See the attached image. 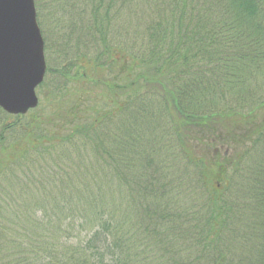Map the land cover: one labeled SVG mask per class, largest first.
<instances>
[{"label":"trees","instance_id":"obj_1","mask_svg":"<svg viewBox=\"0 0 264 264\" xmlns=\"http://www.w3.org/2000/svg\"><path fill=\"white\" fill-rule=\"evenodd\" d=\"M86 1L53 101L0 109V264H264V0Z\"/></svg>","mask_w":264,"mask_h":264},{"label":"rangeland","instance_id":"obj_2","mask_svg":"<svg viewBox=\"0 0 264 264\" xmlns=\"http://www.w3.org/2000/svg\"><path fill=\"white\" fill-rule=\"evenodd\" d=\"M40 1V22L42 23V29L44 31V37H45V60H46V64H47V69L49 68L51 71L56 69V68H62L64 66V60L66 57H69V54H71L73 52V49L75 48V40L77 37L76 34V29H73L74 26L76 25H87L88 21H86V19H89L91 17V6L87 3L86 0H39ZM79 18H82V20H80ZM131 18V17H130ZM100 23V21H99ZM145 23V22H144ZM144 23L142 25H140L136 20H133V23H131V28H130V23L126 25V27H124L121 25L120 28H117V24L115 22V28L111 29V33L109 34V40L113 42H118V45H122L124 46L125 51L128 50H133L134 49V45L132 44L131 41H138L140 36H141V32H144V29L142 28ZM101 27V25H100ZM102 28V27H101ZM143 29V30H142ZM127 43V45L124 44ZM135 50V49H134ZM124 51V52H125ZM69 52V53H68ZM126 60H130L131 57H128V55L125 54ZM58 78L57 77H51V79L48 81V83H46V85H43V88L39 91L37 89V96L39 98V102L40 100H42V94L44 95L43 98V103L41 106H37V108H34L33 110L29 111L27 114H29L30 112L34 113L36 112L35 110H38V112L40 111L39 109L43 108H47L46 107V103H47V98L48 100H50V102L53 101V99L56 97V89L54 88L55 86H58ZM45 84V83H44ZM40 92V93H39ZM41 95V96H40ZM25 114V115H27ZM24 116V115H23ZM22 118V117H21ZM20 118V119H21ZM13 121V119H10V122ZM26 121V120H25ZM207 130V129H205ZM221 135H223L225 137V133H222ZM3 148V147H2ZM0 148V153L1 149ZM3 155V154H2ZM179 164H175L174 168H180L183 167L187 162L184 161V159H179ZM177 172H183L182 169L180 170H175ZM13 173V172H12ZM15 175V174H13ZM187 175L184 174H178L176 175L174 172H172V178H174L173 180H171L172 183H176L177 179H185L184 177H186ZM25 177L18 175L17 178L16 176L12 177V181L14 182V189H16V187H22L24 189L27 188L26 186V182H25ZM176 179V180H175ZM1 180V178H0ZM187 179L183 180L184 182H186ZM178 183V182H177ZM182 183V182H181ZM220 189V188H219ZM33 194H35V191H32ZM31 194V193H30ZM29 194V195H30ZM194 194H192L191 191H184V193L179 194V198L176 199V206L178 207V204H182V206H190V210L192 211H196L198 210L202 203L203 200L196 201L195 199L192 198ZM9 196L10 199H12V202L9 203V205H5V204H1L0 205V211L2 212V215L5 217L6 213V207L7 210L11 209V215L14 216V212H16L17 214L21 211L25 210L26 204L23 205L22 200H17V195L11 193L10 195H8L7 193V200L9 201ZM27 196H24V201L26 202V198ZM176 197V195H173V198ZM212 208H214V204H215V199L212 198ZM120 202V201H118ZM125 206V209L128 207V201L124 200L122 203ZM121 206V205H120ZM180 207V208H181ZM36 218V217H34ZM131 223L135 224V218L131 217L130 218ZM71 224V221L68 224ZM133 224V225H134ZM135 226V225H134ZM63 237V235H62ZM153 242L155 244L154 247H159L158 244H156V238L152 237ZM226 243L228 242L227 240H223ZM13 246H15L12 243ZM204 245V243H203ZM8 248H13L11 247V245L7 242L4 244V249H6L10 254L11 252L8 250ZM159 249V248H158ZM5 256L8 257V253H5ZM34 263H37L36 261Z\"/></svg>","mask_w":264,"mask_h":264},{"label":"water","instance_id":"obj_3","mask_svg":"<svg viewBox=\"0 0 264 264\" xmlns=\"http://www.w3.org/2000/svg\"><path fill=\"white\" fill-rule=\"evenodd\" d=\"M34 1L0 0V109L13 116L38 106L46 73Z\"/></svg>","mask_w":264,"mask_h":264}]
</instances>
